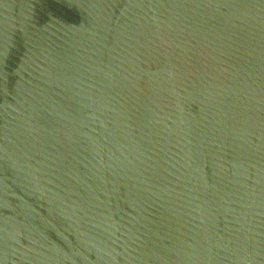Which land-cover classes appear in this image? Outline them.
Here are the masks:
<instances>
[{
	"label": "water",
	"instance_id": "water-1",
	"mask_svg": "<svg viewBox=\"0 0 264 264\" xmlns=\"http://www.w3.org/2000/svg\"><path fill=\"white\" fill-rule=\"evenodd\" d=\"M0 264H264V0H0Z\"/></svg>",
	"mask_w": 264,
	"mask_h": 264
}]
</instances>
